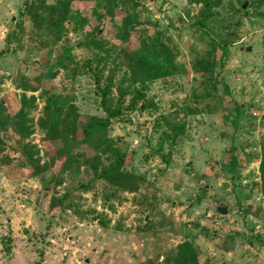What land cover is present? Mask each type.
I'll return each mask as SVG.
<instances>
[{
    "label": "rangeland",
    "instance_id": "rangeland-1",
    "mask_svg": "<svg viewBox=\"0 0 264 264\" xmlns=\"http://www.w3.org/2000/svg\"><path fill=\"white\" fill-rule=\"evenodd\" d=\"M23 1L0 0V99L6 111L17 108L24 79L37 83L26 92L35 97L27 140L44 160L50 144L36 125L43 90L69 96L83 118L105 115L98 87L107 85V108L119 102L121 109L107 134L125 151L123 169L142 174L144 181L135 192L111 196L105 181L91 179L80 167L75 174L64 172L52 190L59 161L30 176L15 151L16 135L6 130L0 153V264H163L162 257L183 240L195 245L199 264H264L257 170L264 143V0L256 7L252 0H220L203 30L192 23L199 6L190 0H138L139 18L157 25L176 56L172 72L148 81L143 98L132 105L130 94L118 91L128 87L121 43L111 38L110 23L102 22L99 36L112 50L99 60L82 44L89 22L70 24L53 43L33 27ZM93 6L90 0L72 1L68 15L76 10L84 16ZM211 38L226 48L221 65L219 51L209 52ZM204 55L217 83L193 67ZM55 60L61 65L50 77ZM200 188L201 201L191 203ZM51 191L56 197L66 193L71 207H48ZM216 204L227 213H215Z\"/></svg>",
    "mask_w": 264,
    "mask_h": 264
},
{
    "label": "trees",
    "instance_id": "trees-1",
    "mask_svg": "<svg viewBox=\"0 0 264 264\" xmlns=\"http://www.w3.org/2000/svg\"><path fill=\"white\" fill-rule=\"evenodd\" d=\"M72 1L88 0H54L50 3L44 0H24L23 9L36 31L48 34L53 43L65 37L70 24H73L74 28L89 22V30L86 31L82 44L86 48L93 49L95 57L99 60L108 56L109 51L112 50L110 46H104L106 42L99 36L102 22L110 23L111 38L121 43L118 51L122 54L121 63L125 67L122 78L127 81L128 87V89H122L119 86L118 91L120 96L124 93L130 94L129 104H135L143 98V91L148 81L162 78L172 72L175 67V47L155 23L139 18L138 0H90L94 1V6L88 14L83 16L75 10L69 16L68 11ZM190 1L199 6L192 23L197 29L203 30L206 22L213 15V8L220 3V0ZM262 2L263 0H252L250 3L256 7ZM132 32L136 33L134 34L136 42L134 46L129 47L127 43ZM210 45L212 47L210 54H213L214 50L219 51L217 62L221 65L222 59L226 56L223 42L211 38ZM66 57L70 59L69 54H66ZM58 61L55 60L50 64L48 69L50 77L54 75L52 68L61 65ZM193 67L197 72L217 83L215 76L217 73H213L214 67L205 55L198 57ZM17 88L20 89L18 106L12 113L6 111L4 102L0 99V153L3 150L2 133L11 130L17 137L15 151L22 157L21 163L29 167L30 176L43 173L59 161L57 174L53 176L52 190L55 184L61 182V175L64 172L75 174L80 167L90 172L91 179L105 181L111 188L108 194L111 196H114L116 191L135 192L143 183L142 174L123 169L126 160L125 151L115 138L107 134L110 120L121 112L119 102H116L112 109L107 108V85L98 87L100 105L105 115H88L83 118L79 116L69 96L43 90L44 99L40 114L36 118V125L42 130V140L50 144L51 152L45 150L50 153L44 156V160H41L38 155L36 146L27 140L32 133L28 115L34 106L35 97L33 94L27 96L26 92L35 91L37 83L32 84L30 80L24 79ZM223 89L227 92L225 86ZM262 117L264 119V114ZM180 129L179 125L178 130ZM53 142H59V145L55 147ZM80 147H82L81 150ZM5 159L8 160L6 156ZM257 170L258 186L264 204V143L260 145ZM88 184L89 182L80 183L79 186L85 188ZM199 190L191 203L201 201L204 190L203 188ZM53 194L54 192L51 191L47 202L48 207H71L69 202H65L66 193L59 197ZM5 241H9V238L6 237ZM4 248L8 249L6 242ZM162 260L163 264H199L196 247L188 240L177 243L172 251L162 257Z\"/></svg>",
    "mask_w": 264,
    "mask_h": 264
},
{
    "label": "water",
    "instance_id": "water-1",
    "mask_svg": "<svg viewBox=\"0 0 264 264\" xmlns=\"http://www.w3.org/2000/svg\"><path fill=\"white\" fill-rule=\"evenodd\" d=\"M244 3L241 5L242 7H244ZM243 50L244 51H247V50H249V47L248 46H245L244 48H243ZM213 211L215 212V213H217V214H219V215H225L226 213H227V208H226V206H224V205H220V204H216L215 206H214V208H213Z\"/></svg>",
    "mask_w": 264,
    "mask_h": 264
},
{
    "label": "built area",
    "instance_id": "built-area-1",
    "mask_svg": "<svg viewBox=\"0 0 264 264\" xmlns=\"http://www.w3.org/2000/svg\"><path fill=\"white\" fill-rule=\"evenodd\" d=\"M62 250H64V248H62Z\"/></svg>",
    "mask_w": 264,
    "mask_h": 264
}]
</instances>
